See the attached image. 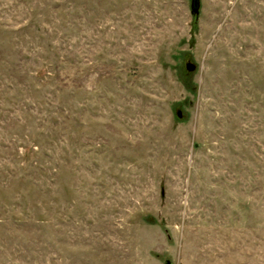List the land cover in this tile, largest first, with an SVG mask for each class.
<instances>
[{
  "label": "rangeland",
  "instance_id": "obj_1",
  "mask_svg": "<svg viewBox=\"0 0 264 264\" xmlns=\"http://www.w3.org/2000/svg\"><path fill=\"white\" fill-rule=\"evenodd\" d=\"M191 1L0 0V264H264V0Z\"/></svg>",
  "mask_w": 264,
  "mask_h": 264
},
{
  "label": "water",
  "instance_id": "obj_2",
  "mask_svg": "<svg viewBox=\"0 0 264 264\" xmlns=\"http://www.w3.org/2000/svg\"><path fill=\"white\" fill-rule=\"evenodd\" d=\"M200 8H201V0H192L191 1V11H192V14L194 16H198L200 14ZM186 71L191 74L193 72L196 71V66L191 62V61H188L186 63ZM177 117L179 119H182L183 118V113L181 110H179L177 112ZM167 264H171V263H167Z\"/></svg>",
  "mask_w": 264,
  "mask_h": 264
}]
</instances>
